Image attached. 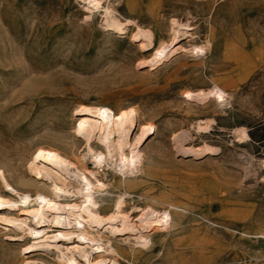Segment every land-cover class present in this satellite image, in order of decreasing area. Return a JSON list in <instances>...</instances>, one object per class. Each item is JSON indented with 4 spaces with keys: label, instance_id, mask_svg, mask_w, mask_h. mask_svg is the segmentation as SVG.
<instances>
[{
    "label": "rangeland",
    "instance_id": "obj_1",
    "mask_svg": "<svg viewBox=\"0 0 264 264\" xmlns=\"http://www.w3.org/2000/svg\"><path fill=\"white\" fill-rule=\"evenodd\" d=\"M103 2L122 21L152 30L156 44L179 28L173 20L193 36L179 40L164 63L147 67L141 60L153 50L139 48L135 26L122 36L108 32L100 15L86 17L82 0H0V169L33 191L27 163L43 147L93 171L74 134V110L130 109L154 127L140 144L147 173L125 184L110 170V201L100 205L113 206L126 193L134 222L136 206L177 209L172 227L155 232L148 247L131 249L122 242L126 231L107 234L128 256H117L119 264H264V0ZM205 44L206 55L191 50ZM214 84L226 89L229 104L189 98ZM200 123L208 129L199 131ZM133 132L131 140L137 127ZM11 229L0 224V264L56 260L26 251L27 236Z\"/></svg>",
    "mask_w": 264,
    "mask_h": 264
},
{
    "label": "bare ground",
    "instance_id": "obj_2",
    "mask_svg": "<svg viewBox=\"0 0 264 264\" xmlns=\"http://www.w3.org/2000/svg\"><path fill=\"white\" fill-rule=\"evenodd\" d=\"M82 1L87 3L86 17L91 19L100 15L103 27L108 32L122 36L128 32L127 26H135L133 38L143 39L139 48L153 50L148 58L141 60L142 66L152 67L164 63L176 50L179 40L193 36L185 30L187 24L173 20L179 28H173L168 41L156 44L152 30L141 27L135 20L122 21L113 4L105 5L103 0ZM209 46L196 45L191 50L196 55H206V47ZM189 98L197 101L214 99L221 105L231 102L226 89L219 84L190 93ZM73 117L76 119L74 134L84 142L87 156H90L91 164L94 165L93 171L84 161L82 163L74 157L43 147H38L27 163V170L32 177L27 185L33 186V191L18 188L0 169V224L27 236L25 248L29 253L42 251L56 256L53 262L45 260L43 255L29 256L24 258V264H119L117 256L124 259L128 256L122 248L113 245L107 234L129 232L122 242L133 249L138 245L142 248L154 244L155 232H164L172 227L174 213L171 210L177 209L172 204L168 206L170 209H158L150 204L143 208L136 206L140 216L135 222L131 220L132 214L127 208L126 193L119 192L113 206L100 205V201H110L104 196V193H109V186L104 180L110 170H115L117 177L125 184L147 173V157L140 144L154 127L140 122V117L130 109L119 108L115 111L102 104L79 105ZM136 127V135L131 140L129 137ZM197 129L204 131L208 127L200 123ZM242 134L243 138L247 136L245 132ZM87 156L83 158L86 160ZM21 183L26 182L21 178ZM8 189L14 194L8 193ZM66 197L76 199L63 200ZM117 222L122 224H119L121 228ZM162 235L159 234L160 237ZM74 236L81 241L76 242ZM132 237L134 240H131ZM30 239L34 242L31 243ZM174 264L194 263L177 260Z\"/></svg>",
    "mask_w": 264,
    "mask_h": 264
}]
</instances>
